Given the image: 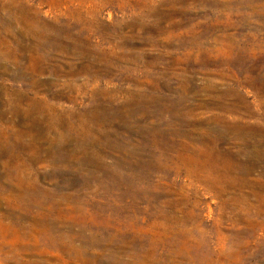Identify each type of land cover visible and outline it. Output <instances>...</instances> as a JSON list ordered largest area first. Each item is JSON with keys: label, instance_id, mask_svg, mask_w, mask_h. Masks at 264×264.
Returning a JSON list of instances; mask_svg holds the SVG:
<instances>
[{"label": "rangeland", "instance_id": "374dc122", "mask_svg": "<svg viewBox=\"0 0 264 264\" xmlns=\"http://www.w3.org/2000/svg\"><path fill=\"white\" fill-rule=\"evenodd\" d=\"M0 264H264V0H0Z\"/></svg>", "mask_w": 264, "mask_h": 264}]
</instances>
